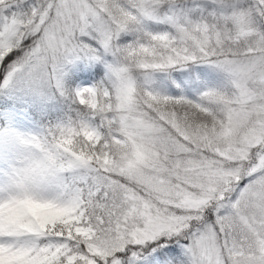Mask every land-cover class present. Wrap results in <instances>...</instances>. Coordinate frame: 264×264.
Here are the masks:
<instances>
[{
  "label": "snow or ice",
  "instance_id": "1",
  "mask_svg": "<svg viewBox=\"0 0 264 264\" xmlns=\"http://www.w3.org/2000/svg\"><path fill=\"white\" fill-rule=\"evenodd\" d=\"M0 264H264V0H0Z\"/></svg>",
  "mask_w": 264,
  "mask_h": 264
}]
</instances>
